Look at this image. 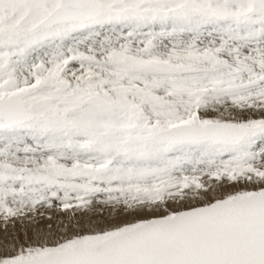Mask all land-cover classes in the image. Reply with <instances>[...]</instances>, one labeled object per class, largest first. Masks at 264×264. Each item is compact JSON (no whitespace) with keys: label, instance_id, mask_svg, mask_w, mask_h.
Instances as JSON below:
<instances>
[{"label":"snow or ice","instance_id":"obj_1","mask_svg":"<svg viewBox=\"0 0 264 264\" xmlns=\"http://www.w3.org/2000/svg\"><path fill=\"white\" fill-rule=\"evenodd\" d=\"M0 264H264V0H0Z\"/></svg>","mask_w":264,"mask_h":264},{"label":"bare ground","instance_id":"obj_2","mask_svg":"<svg viewBox=\"0 0 264 264\" xmlns=\"http://www.w3.org/2000/svg\"><path fill=\"white\" fill-rule=\"evenodd\" d=\"M17 228H19V225H17Z\"/></svg>","mask_w":264,"mask_h":264}]
</instances>
